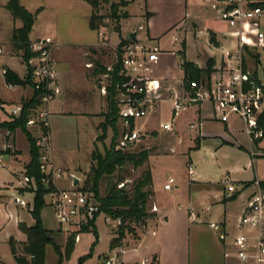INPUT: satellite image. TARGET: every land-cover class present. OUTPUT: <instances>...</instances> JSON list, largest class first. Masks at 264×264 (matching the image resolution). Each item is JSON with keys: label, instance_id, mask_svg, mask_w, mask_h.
I'll use <instances>...</instances> for the list:
<instances>
[{"label": "rangeland", "instance_id": "obj_1", "mask_svg": "<svg viewBox=\"0 0 264 264\" xmlns=\"http://www.w3.org/2000/svg\"><path fill=\"white\" fill-rule=\"evenodd\" d=\"M109 1L117 3L114 2L117 0ZM143 4L144 0H134L126 9L131 14L139 16L144 10ZM120 7L116 9L114 14L122 17L124 13ZM91 10V6L83 0H70L67 3L63 1V5L46 4L44 12H42L38 20H36L35 25L32 26L34 31L31 32V36H34L36 32L40 33L42 36L49 35L53 37L56 42H60V46L57 50H55V53L53 51L55 47L53 44L51 55L53 59L56 58L58 61V69L60 68L65 72L64 75L67 79V83L65 91L61 94L55 95L56 102L57 100L64 99L67 104L66 107L74 112L93 111L100 108L101 105H103V108L105 107L103 110L99 111V113L94 115L79 113L77 115L66 117L63 115L54 117L52 127L53 140L56 144L55 159H57L58 164H61H59V167L63 169V175L57 180L56 186L61 189L73 188L71 178L73 175L79 179L75 187L83 188L87 173L89 172L91 166L92 151L97 148L98 152L104 155L105 151L113 142L114 130L105 122V112L107 107L105 106L106 104L103 99H106V97L104 95V97H102L103 99H101L99 84L96 88H94L93 85L89 83V80L87 78L85 79L84 74L89 70L84 67V62L87 61L88 58L96 60L97 63H94L91 68H97L99 71V67H103L111 62L116 48H118L119 42L122 40L121 35L120 39H118L120 22L118 23L117 18L113 19L110 16L112 11L109 8V5L102 2L97 12L105 17L102 21V25L99 26L98 29L102 30L104 35L101 39V43L109 42L110 45L100 48H98V46H84V43H86L88 39H94L97 36V32L88 26L89 15L92 12ZM137 21L138 20H134L133 22L132 20H129L128 22L121 21L122 29H125L127 33L129 31V33H131L133 28H137L139 23ZM259 25L260 29L264 31V13L259 19ZM218 26H220L221 30H227L228 28L226 23L222 20L218 21ZM198 28L199 25H192V27L189 28L191 30L189 36L185 37L189 43L188 50L192 54L197 53V55L204 58L203 52L200 51V48L204 47V36L201 37V35H199ZM137 32L139 38L144 40L148 39L144 30H138ZM210 37L211 34L209 33V40ZM5 38L8 41L4 40V42L0 44L2 45L1 48H3L1 54H5L2 58L20 73L23 72L22 76H25V65L20 56V51L13 48L10 36L7 37L5 35ZM117 40L119 41L117 42ZM181 43L182 41H180L179 48L182 49ZM210 43L212 42L210 41ZM211 48L216 57L222 56L224 50L226 49V47L223 48L221 46H219V48L212 46ZM253 55L256 57H253ZM245 61L250 70H257L260 76L259 78L264 82V49H250L245 56ZM221 67L222 66L220 64L217 68L211 70L210 76H217V71L218 69H221ZM97 77H95L96 80H98ZM176 90L179 91V88H176ZM7 95L9 94L7 93ZM50 101H52V98ZM54 103L55 100L52 104ZM170 104L169 100L163 102L160 105L157 118L149 119V121H147L145 128L148 130L145 134H143L131 146L122 150L137 153L143 149H147L149 151V155H154L155 158L151 160L154 171L156 173L158 172L161 177H174L175 183L178 185L177 191L174 193V201L181 205L187 203L189 198L190 204H193L192 200L194 190L192 186L190 187L187 180L188 167L186 165L187 163H185L187 158L190 156L194 165H197V171L204 173V211L206 206H210L211 209L208 214H210L213 219H219L223 213L222 204L224 203L219 201L222 199L223 186L226 188L227 184L233 183L231 178L241 176L244 172L238 171L236 167L244 166L246 163H244L245 161H243L240 157V153H233L232 151H223L218 154V156H215L214 153H212L213 149L209 143H204L201 147L188 151L189 146L192 145L190 142V135L194 132V126H189L190 123L186 117L190 111L194 110L195 106H188L180 110L174 117L175 119H173L175 123V130L166 131L159 128L158 120L162 121L171 118ZM234 126L237 127L235 123ZM115 127L118 131V137L115 138V142L117 143L121 133L118 121L116 122ZM18 134L17 144L23 150L22 159L25 160L28 158L29 151L27 150V141L23 133ZM8 135L9 136L7 137L4 131L1 130L0 154H6L5 149H9V155L13 156L12 152L15 147L12 144L13 137L11 134ZM245 138L246 140H249L247 137ZM249 142H251L252 151H254L256 155L253 157L251 154L249 155L252 157V160H250V166L252 167L249 168V170L247 168L246 173H252V175H255L257 179L262 180L264 179V154L262 153L264 151V138L258 141V144L261 143L260 146L262 148H257L255 145L256 142H252L251 140H249ZM157 155L161 156L156 157ZM12 160L13 159L3 160L4 165L0 167V187L8 181L14 179V177H12V172L19 173L20 171L21 165L16 162L13 163ZM148 161L149 160L138 167H133L132 164H127L121 172L123 177L122 181L118 180L116 176L112 181L117 183V187L123 185V188L129 190L135 180L140 177L142 172L149 168L147 163ZM20 162L23 165L25 163H23L22 160H20ZM194 165L193 168L195 167ZM109 181V179L101 180L99 185L100 195H104L107 191ZM158 183H160L161 187H163V180L159 179L156 185ZM21 189L22 187L16 188L18 193L22 191ZM174 190L175 188L173 187L169 191L165 190L166 193L162 192V201L164 202L167 199H170L169 193L174 192ZM86 192L89 193V196H93L92 192ZM6 198L8 199V196H6ZM43 198L45 206L40 211L43 226L48 230V234L63 251L67 234L78 230L79 226L60 225L56 219L53 207L47 202L48 198L46 194L43 195ZM23 200L25 201L24 205L19 204L12 199L5 205L6 211L10 212L11 218L3 230V233L0 235V256L4 261H6L5 258H7L8 261L12 262L10 247L5 236L21 235L17 227H13L12 225L16 210L19 211L18 215H20L21 220L27 222L28 224H33L34 221L32 220L33 218L31 214L28 213L26 207L27 204L32 206V193L25 194V199ZM147 205L149 207L150 202L147 203ZM107 217L108 216L103 212L100 214L98 213V215L94 217V220H96L98 238L97 243L93 246V248L91 249V245L94 240L93 234L90 232H80L78 233L75 246L69 257L67 259H63L61 264H106V260L113 255V253H116L117 256H119L120 252H118V250L121 249V247L123 248L125 247V244L132 243L136 240L137 234H139L141 230V226L139 224L135 225L131 231L125 230V235L121 242L116 246L110 247V242L114 238L113 236H116L118 223L116 220L111 218L107 220ZM205 235L214 240L212 233L205 232ZM216 237L217 240H219L217 235ZM218 242H220V240ZM18 247L21 250L20 246ZM89 252L91 254L79 263V258ZM58 260L59 257L54 247L51 244H47L45 247V264H57Z\"/></svg>", "mask_w": 264, "mask_h": 264}, {"label": "crops", "instance_id": "obj_2", "mask_svg": "<svg viewBox=\"0 0 264 264\" xmlns=\"http://www.w3.org/2000/svg\"><path fill=\"white\" fill-rule=\"evenodd\" d=\"M7 1L8 0H0V44L4 42V40L8 41L5 38V35L7 37L11 36L12 30L21 26V21L18 19H13L10 13L5 9L4 5ZM63 1L67 3L70 0H20V3L29 12H37L34 17V26L36 20H38L39 16L42 14V12H44L46 4L63 5ZM119 1L120 0L114 2ZM133 1L134 0H124L125 4L120 7L125 15L119 21L120 30L118 39H120V35L122 39H127L133 31H136L138 29L139 25H142L141 30L145 31V34L148 38L147 40L159 44L162 49V53L160 54V58L157 64L156 77L158 78L161 87L166 93H168L172 88L176 89L182 86L183 69L180 67V41H182V43L184 42L185 44L183 52L187 60L193 61L201 68H205L209 60H211L213 61L212 70L217 68V66L222 63V56L216 57L213 54L214 51L211 47L215 46L219 48V46H221L223 48H230L233 45V39L228 34L229 29L227 28V30H221L220 26H218V21H220V19L216 11L212 8L211 0H144V10L142 11V13H140L139 16L131 14L126 9ZM129 20H132V22L134 20H138L137 22H139L137 28H133V31L131 33H129L130 31L127 33L125 29H122L121 24V21L128 22ZM192 25H199L198 33L199 35H201V37L204 36V47L200 48V51L204 54V58L197 55V53L192 54L188 50L189 43L187 42V38L185 36H189V33L191 32L189 28H191ZM32 31H34L33 28L31 32ZM95 31L97 32V36L94 39H88V41L84 43V46H98V48H100L110 45L109 42L101 43V39L104 36L102 30L98 29ZM31 32L29 34L30 40L42 36L40 33L36 32L34 36H31ZM209 33L211 34V36H213L214 39L213 41H211L212 43H210L209 40ZM53 40L55 46L53 51L55 53V50H57L60 46V42H56L55 39ZM118 41L119 40H117V42ZM0 47H2V45H0ZM4 56L5 54H0L1 102L22 103L28 101L33 94L30 86H17L15 89H10L7 87V82L5 81L4 77L6 68H10L11 70L15 71L20 77H23V72L20 73L14 67H11L10 64H8L5 59L2 58ZM175 57L177 58V60ZM54 60L58 82L56 80L57 91L52 96V101H50L48 104L49 132L52 156L55 165L59 167L61 164L59 163V165L57 159H55L56 144L53 140L52 122L54 117H57L58 115H63L66 117L77 115L79 113L94 115L99 113V111L103 110L105 107L103 108V105H101L100 108L93 111L74 112L66 107L67 104L64 99L57 100L56 102L55 95L61 94L63 91H65L67 79L64 75L65 72L60 68L58 69V61L56 60V58ZM89 63H91L92 65L87 66V64ZM94 63H97V61L94 59L91 60V58H88V60L84 62V67L89 70L84 74V77L85 79L87 78L89 80V83L93 85L94 88H96V86L99 84V76L101 72L97 70V68H91L93 67ZM255 71L257 72V70ZM24 73H26V67ZM257 76H259L258 72ZM95 77H97L98 80H96ZM7 93L9 95H7ZM100 97L101 99H103L102 97H104V95L100 93ZM54 100L55 103L52 104ZM103 100L106 104L104 105L107 107L106 99L104 98ZM190 106H195V108L193 111H190L187 114L186 118L190 123L189 126H194V132L192 135H190V142L192 145L189 146L188 151L199 148L204 143H209L213 149L212 153H214L215 156H218V154L223 151L240 153V157L243 159V161H245L244 163L246 164H244V166H238L236 167V169H238V171L244 172L245 174L243 173L241 176L231 178L233 183L227 184L226 188L223 186L222 199L219 200L220 202L224 203L222 204L223 213L220 216L221 218L213 219L211 218V215L208 214L211 209L210 206H206L204 211V173L201 171H197V165H194L191 157L189 156L185 163H187L186 165L188 167L187 180L190 187L192 186L194 190L192 200L193 204H190L189 198V201L187 203L181 205L174 201V193L178 188V185L176 183L174 184V192L169 193L170 199H167L164 202L162 201V192L166 193V191L169 190L161 187L160 183H158L157 185L156 183L160 179L163 180L164 185L167 178L161 177L158 172L156 173L154 171L151 160L155 158V156L149 155L150 157L148 156L147 160L149 161L147 163L149 165L148 169L150 170L152 175V194L150 195L148 201V203L150 202V205L149 207L147 205V212L150 214V218H148L145 225L141 227L139 234H137L136 240L132 243L125 244V247L123 248L121 247L123 251L118 256L120 264H132L135 262H139L145 257L150 258L153 261L152 264H253L251 261H240L234 255L226 257L224 255V252L227 249H232L230 246V241L232 235L236 232V220L242 212L246 196L251 191V181L256 178L255 175H252V173H246L247 168L249 170V168L252 167L250 166V160H252V157L256 154L254 151H252L253 149L251 147V142H249V140H246V136L242 131V125L236 117H232L229 122H220L215 118L213 106L209 102L205 101L202 103L192 104ZM159 109L160 107L157 108L156 113L151 119L157 118ZM4 120H7V115L4 112H0V122H3ZM158 121V126L160 128V122L165 120ZM234 123L235 125H237V127L234 126ZM174 124L175 123L173 122L172 131L175 130ZM154 129L157 130L156 128ZM147 130L148 129L145 128V132ZM18 133L23 132H21L20 130H16L13 133H10L13 137L12 144L15 146L12 152L13 156L3 154L5 160L13 159L12 162L19 163L21 165V168L19 173L12 172V177H14L13 180L8 181L6 184L0 187V235L1 233H3V230L5 229L11 218L10 212H7L5 207V205L10 201V197L13 195H19V197L23 196L22 199H25V194H31L28 191H21L18 193L16 190V188L18 187L21 188L20 181L22 176L25 174L24 167L29 162V151L28 158L25 160L22 159L23 150L17 144V136L19 135ZM8 136L9 135H7V137ZM24 137L26 138L25 134ZM256 143L255 145L257 148H262L260 146L261 143ZM27 150H29L28 141ZM250 154L252 157L249 156ZM158 156L161 155H157L156 157ZM20 160H22L23 163L25 162L24 165L20 162ZM193 165L195 166V169L193 168ZM189 169L192 170L191 174L189 173ZM262 180L264 181V179ZM228 185H232L234 187V190L229 191L227 189ZM6 196H8V199L6 198ZM153 206L157 208L156 211L152 210ZM26 207L28 213H30L29 204H27ZM18 212L19 211L16 210L14 222L12 225L13 227H17L21 235H6L5 238L7 239L8 244L10 239H13L17 250L21 251L18 246L22 248V243L25 241L26 236L19 229V223H25L28 226L32 224H28L27 222L21 220ZM212 222L219 223L222 230H224L228 234L226 240L222 241L219 239L220 242H218L219 240H217V234L215 230L210 227V223ZM205 232L212 233L214 240L205 235ZM11 258L12 262L8 261L7 258H5L6 261H4L0 256V264H16L12 253Z\"/></svg>", "mask_w": 264, "mask_h": 264}, {"label": "built area", "instance_id": "obj_3", "mask_svg": "<svg viewBox=\"0 0 264 264\" xmlns=\"http://www.w3.org/2000/svg\"><path fill=\"white\" fill-rule=\"evenodd\" d=\"M212 8L220 20L229 29V36L233 45L226 48L222 54L221 69L217 76L200 81L193 80L186 88L182 86L164 91L156 77L157 64L162 49L157 43L141 39L136 30V40L129 36L125 42L116 48L110 63L99 76V91L107 94L108 87L113 86L114 100L118 110L117 121L120 124V137L116 148L125 149L145 134V124L156 113L157 108L165 101H170L171 118L160 122V128L173 130V119L178 112L192 104L209 102L213 106L214 116L220 122H229L236 117L242 125V131L252 142L264 138V82L258 77L256 82L252 70L245 61L247 52L252 48L264 49V31L260 29L259 19L264 13V0H211ZM101 35V33H100ZM54 40L51 36H41L30 40V56L24 65L29 68L33 85L36 90L38 103L29 109L26 127L35 138L39 149V169L42 183L54 189L45 194L48 204L54 209L56 219L60 225L79 226L93 219L99 210V203L89 193L75 187L61 189L56 182L63 175V169L56 166L50 146L49 109L48 104L56 93L57 72L52 58ZM2 48L0 47V54ZM89 63L87 66H91ZM118 65L114 78L115 66ZM10 89L19 85L6 83ZM33 96V94H32ZM22 103H0V112L7 115V119L17 117L22 112ZM34 131H33V129ZM1 133V129H0ZM5 135L8 131H4ZM264 154V151L262 152ZM3 154H0V167L4 165ZM189 173L192 170L189 169ZM20 187H34L32 177L24 174ZM175 179L170 176L163 185L166 190L174 187ZM251 191L245 198V204L236 222V232L232 235L230 246L224 255H234L240 261H251L253 264H264V181L254 178L251 181ZM233 191L234 187L228 185ZM31 193V192H30ZM19 204L25 201L19 195H13L9 200ZM156 211L155 206L152 207ZM110 218L107 217V220ZM119 223V220H116ZM220 240H226L228 234L222 230L219 223H210ZM78 234L75 241L77 240ZM119 249L118 252H122ZM106 264H120L118 256L113 253ZM132 264H152L150 258H143Z\"/></svg>", "mask_w": 264, "mask_h": 264}, {"label": "trees", "instance_id": "obj_4", "mask_svg": "<svg viewBox=\"0 0 264 264\" xmlns=\"http://www.w3.org/2000/svg\"><path fill=\"white\" fill-rule=\"evenodd\" d=\"M88 3L92 12L90 14L89 26L93 30H97L99 26L102 25V21L105 16L98 14L97 10L100 4L107 3L112 13L110 16L113 19L117 18L119 23L122 17L114 14L116 9L125 4L124 0H120L117 3L110 2L109 0H83ZM5 9L10 13L13 19H18L21 21V26L19 28H14L12 30L10 41L14 49L20 51V56L23 62L33 55L30 50V38L29 34L31 32L35 13L29 12L21 3L20 0H8L4 5ZM114 10V12H113ZM120 30V29H119ZM118 30V31H119ZM213 36L210 37V41H213ZM125 42L122 39L119 42L118 47H120ZM184 42L182 43L180 55V67L183 69V84L186 88L189 87V83L193 80L200 81L210 78V73L213 66V61L209 60L206 67L201 68L193 61L187 60L184 56ZM253 57H256L253 55ZM118 65L115 66V71L113 73L114 78H116ZM25 76L20 77L15 71L10 68H6L4 72L5 81L7 83L19 86H32L31 74L29 68L27 69ZM105 71V67H100V72ZM252 74L256 80L259 82L257 77V72L254 70ZM38 92L35 90L33 96L26 102H22V112L17 117H11L3 122H0V129L3 131H8V134L13 133L16 130H20L26 136L29 143V156L30 160L25 165L24 173L33 178L34 187L22 188V191H28L32 193V206H30V214L33 218V224L28 226L25 223H19V229L25 234L26 239L22 243L21 251L19 252L15 246L13 239H10V251L14 257L16 264H45V247L47 244H51L56 253L58 254L59 260L57 264H61L63 259H67L75 246V239L80 232H90L94 236V240L91 245V249L97 243V230L95 226L94 218L89 220L87 223H82L79 225L78 230L69 232L66 237V242L63 251L54 242L52 237L48 234V230L43 226L42 219L40 216L41 209L45 206V201L43 195L54 189L52 186L46 187L42 183V174L39 169V149L35 144V138L32 133L26 127V120L29 114V109L38 103L37 100ZM107 110L105 112V122L110 125L114 130L113 142L110 147L102 155L95 148L91 153V166L87 173V177L83 188H79L82 191L92 192L95 200L99 203V210L95 216L103 212L109 218L113 220H119L117 225L116 236L111 240L110 247L118 245L124 238L125 230L131 231L133 227L139 224L143 227L150 214L147 212V203L149 201L150 195L152 194V175L150 170L145 169L139 178L135 180L133 185L129 190L123 188V185L117 187L113 178L116 176L118 180L122 181L123 177L121 172L127 164H132L133 167L141 166L145 163L149 156V151L143 149L137 153L130 151H123L122 149L116 148L115 138L118 137V131L115 127L117 122L118 110L114 100V90L113 86L108 87V92L106 94ZM262 121H264V115L262 116ZM7 134V135H8ZM5 153L9 155V149H5ZM116 173V174H115ZM109 179L108 189L104 195L99 193V185L101 180ZM94 216V217H95ZM91 253L79 258V263L89 256ZM153 262V261H152Z\"/></svg>", "mask_w": 264, "mask_h": 264}, {"label": "water", "instance_id": "obj_5", "mask_svg": "<svg viewBox=\"0 0 264 264\" xmlns=\"http://www.w3.org/2000/svg\"><path fill=\"white\" fill-rule=\"evenodd\" d=\"M130 37H131V39L132 40H136L137 38H136V31H133L132 33H131V35H130ZM4 157V156H3ZM5 157H7V156H5ZM71 178H72V184L75 186L77 183H78V178L76 177V176H71Z\"/></svg>", "mask_w": 264, "mask_h": 264}]
</instances>
